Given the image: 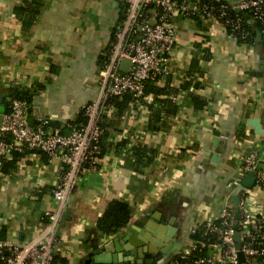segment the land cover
Listing matches in <instances>:
<instances>
[{
	"label": "crops",
	"instance_id": "1",
	"mask_svg": "<svg viewBox=\"0 0 264 264\" xmlns=\"http://www.w3.org/2000/svg\"><path fill=\"white\" fill-rule=\"evenodd\" d=\"M26 4L40 10L29 30L15 12ZM122 12L116 0H0V98H5L0 113H6L5 91L19 85L36 92L28 110L31 125L49 118L72 131L82 109L100 95V56ZM176 25L170 84L181 90L196 56L202 74L196 73L192 84L198 82L199 88L180 91L177 115L164 117L167 130L146 133L144 109L116 119L119 132H111L112 141L126 135L132 147L141 140L155 151L154 160L139 174L110 151L99 171L81 175L62 208L54 244L58 264H91L94 250L132 237V226L159 225L161 219L175 222L182 248L169 257H147L142 264H163L189 251L196 225L218 219L225 207L236 208L238 190L230 186L245 155L258 152L264 168L263 46L238 43L215 19L198 26L177 16ZM192 94L208 102L204 110H195ZM59 166L57 159L29 154L12 175L0 178V239L24 246L41 238L44 214L61 209L53 195ZM113 200L133 206L131 222L93 246L88 234ZM258 202L264 217V194H258Z\"/></svg>",
	"mask_w": 264,
	"mask_h": 264
},
{
	"label": "built area",
	"instance_id": "2",
	"mask_svg": "<svg viewBox=\"0 0 264 264\" xmlns=\"http://www.w3.org/2000/svg\"><path fill=\"white\" fill-rule=\"evenodd\" d=\"M124 9L123 17L115 25L113 36L108 44L107 59L98 74L99 97L85 106L87 125L69 134H61L51 128L52 120L41 119L36 125L29 123V104L22 99H13L10 111L4 114L0 130V166L2 159L10 158L12 152L23 153L25 149L41 151L49 158L60 162L59 177L54 198L60 210L46 212L47 221L41 238L21 246L12 240L0 239V264H58L54 254L56 233L61 220L62 208L67 198L77 188L78 181L86 171H99L105 156H101L99 139L103 133V117L111 116L115 111L106 107L108 98L123 99L130 95L132 104L141 109L144 84L147 80L157 79L164 84L170 76L169 59L177 41L176 17L192 21L191 16L202 13L207 19L223 20V26L231 36L239 40L238 33L246 20L264 24V0H237L234 4L222 3L217 7L201 5L200 0H116ZM218 10L217 15L214 10ZM234 12L235 19L227 16ZM241 15V16H240ZM264 35V29L261 31ZM249 34L242 33V39ZM124 60L130 61L126 72L120 67ZM136 111H133V114ZM10 136L11 142L5 138ZM128 148L129 147L128 145ZM261 156L251 152L243 157L240 175L230 186L238 190L241 233V250L247 264H264V217L258 202V194H264V168ZM254 173V187L242 185L244 178ZM236 208H223L219 226L209 221L206 229L218 235V242L209 246L205 257L193 261H180L171 258L163 264H241L234 239V221ZM217 220V219H216ZM196 225L191 233L198 230ZM189 251L181 253L185 258Z\"/></svg>",
	"mask_w": 264,
	"mask_h": 264
},
{
	"label": "trees",
	"instance_id": "3",
	"mask_svg": "<svg viewBox=\"0 0 264 264\" xmlns=\"http://www.w3.org/2000/svg\"><path fill=\"white\" fill-rule=\"evenodd\" d=\"M222 3H226L223 1L216 0H200V4H206L209 6L217 7ZM34 3L33 5H35ZM227 4V3H226ZM26 7H18L15 9V12L19 17L23 18L24 27L26 30H29L37 21L40 10L36 9V6H32L30 9L29 5L26 4ZM123 9V6H122ZM214 12L219 15L218 10H214ZM124 9L122 12L123 17ZM227 16L230 19H235L236 15L234 12L227 13ZM241 16V15H240ZM192 21L196 23L198 26L209 19L206 18L202 13H196L191 16ZM221 24H223V20H218ZM261 31L264 29V24L259 21H249L246 20L244 22L243 28L238 32L240 33L238 43L241 44H249L252 46H256V38L257 33L256 30ZM242 33L249 34L247 38L241 40ZM261 45L264 49V35H262ZM107 51H105L99 60V67L102 68L104 62L107 59ZM54 70V68H53ZM196 73L202 74L200 70L199 60L196 58L193 59L190 71L188 73L189 80L186 81L182 87L180 88L182 91H186L191 85L194 86L195 89L199 88V83L195 82L192 84V77ZM157 79L147 80L144 84V97L141 101L142 106H146V112L149 115V119L146 124V133H157L160 131H164L170 128L169 122L165 120V115H173L176 116L178 113V96L181 90L175 89L170 84V77L167 78L164 84H158ZM38 90V89H37ZM36 92H32L29 90H25L19 85L12 84L6 91L5 96L7 98L6 101V113L10 111L11 101L13 99H22L27 101L30 106L32 105L34 96ZM192 100L194 102V108L196 111H202L207 107L208 102L201 96L192 94ZM132 98L130 95L125 96L123 99H118L115 97L108 98L105 106L112 107L115 111L111 114V116L103 117V133L99 139V148L101 151V156H105L110 151L117 153L120 157H122L126 161V165L129 166L134 172L139 174H144V169L148 167V165L154 160L155 151L153 149L148 148L141 140L138 142H133L131 148H128V144L131 143V140L124 135L118 142L112 141L110 138L112 131H117L116 128V119L122 117L124 114H131L133 111L137 113L141 112V107L134 103L132 104ZM91 104V103H90ZM87 106V105H86ZM88 123V119L85 116V108L79 114L78 121L73 124V130H80L84 128ZM51 128L53 130H58L61 134H69L66 132V129H61L60 124L51 123ZM119 132V131H117ZM7 142H11L12 138L7 136L5 138ZM29 154H37L44 160L48 159L49 156L41 151L25 149L23 153L12 152L11 158L2 159V164L0 166V178L4 179L9 175H12L17 169L19 163ZM264 167V166H263ZM134 208L129 203L122 200H113L111 201L105 212L99 217L96 226L89 232L87 237V242H90L93 246H97L102 239L105 237L113 236L116 233L125 230L133 217ZM221 219L215 220V226H219ZM207 222L201 223L196 232L191 233V239L196 243V248L191 249L188 254H186L185 258L181 257V253L174 256V259H179L180 261H193L200 257H205L208 254L209 246L218 242V235L215 233H211L206 229Z\"/></svg>",
	"mask_w": 264,
	"mask_h": 264
},
{
	"label": "water",
	"instance_id": "4",
	"mask_svg": "<svg viewBox=\"0 0 264 264\" xmlns=\"http://www.w3.org/2000/svg\"><path fill=\"white\" fill-rule=\"evenodd\" d=\"M256 42H262V36L259 30H256ZM130 66V61L124 60L120 69L126 72ZM5 98H0V104H4ZM4 113H0V130L4 120ZM258 127L259 125L256 124ZM264 161V151H263ZM256 176L249 173L243 180L242 185L246 188H253ZM237 214L234 221V239L236 250L238 251L241 264H247L246 256L241 250V233L239 232L240 207L239 198H235ZM214 222V220H212ZM138 231V233H137ZM129 232L132 237L115 238L108 242L102 249L92 252L91 264H142L147 257L155 258L159 255L171 256L179 251L182 246L178 244L177 228L174 221H162L159 225L147 224L146 226L137 227L134 230L132 226Z\"/></svg>",
	"mask_w": 264,
	"mask_h": 264
}]
</instances>
